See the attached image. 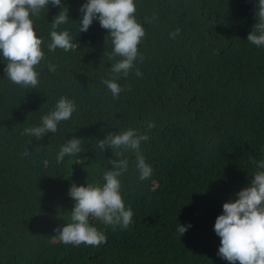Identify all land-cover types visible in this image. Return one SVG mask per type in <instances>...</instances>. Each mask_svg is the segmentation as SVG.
Segmentation results:
<instances>
[{
	"label": "trees",
	"instance_id": "obj_1",
	"mask_svg": "<svg viewBox=\"0 0 264 264\" xmlns=\"http://www.w3.org/2000/svg\"><path fill=\"white\" fill-rule=\"evenodd\" d=\"M86 2L61 0L70 20L56 30L69 31L80 44L75 51L47 48L51 23L65 9L30 15L45 53L36 88L10 81L0 55V264H230L217 255L214 224L223 204L250 185L258 171L252 161L264 160V47L247 41L259 0H134L143 60L115 80L124 89L118 99L102 81L113 79L111 66L122 57L112 58V38L98 20L79 33ZM61 97L77 110L55 134L21 135ZM147 121L155 123L150 131ZM130 128L150 137L141 144L153 168L145 181L134 153L97 147L109 132ZM73 137L83 139L82 151L57 164ZM109 159L129 161L119 179L131 226L90 218L105 244H63L55 230L71 223V184L102 186ZM178 224L192 227L181 236Z\"/></svg>",
	"mask_w": 264,
	"mask_h": 264
},
{
	"label": "clouds",
	"instance_id": "obj_2",
	"mask_svg": "<svg viewBox=\"0 0 264 264\" xmlns=\"http://www.w3.org/2000/svg\"><path fill=\"white\" fill-rule=\"evenodd\" d=\"M59 7L65 9L54 17L51 23V43L47 45L50 52L62 49L65 52L75 51L79 43H73L69 31L58 32L56 29L68 23V8L62 5L61 0H0V55L7 61L4 72L14 84L37 87L38 72L36 66L45 60V53L41 49L42 38H37L33 28L31 16L39 15L45 7ZM82 19L79 21V33L89 30L94 21L107 30L112 38V58L119 56L121 60L111 66L110 73L115 74L113 79H105L103 84L112 93L113 99H118L124 89L115 82L122 73L125 77L134 67V62L142 54L138 53V45L145 36V30L135 18L136 5L134 0H87L81 8ZM255 18L258 22L247 36V41L257 47H264V0L256 5ZM152 19H155L153 17ZM146 22L148 18H145ZM180 29L170 33L175 39ZM56 65L49 64L50 72L56 71ZM135 75L142 73L136 70ZM77 110L73 100L61 97L55 110L41 117V125L24 128L21 135H29L36 140H42L48 133L55 134L58 124L67 121ZM147 130L155 127L151 121L145 122ZM150 139L147 131L144 133L136 129H128L120 134L109 132L103 140H98L97 147L101 151L106 149L131 151L135 154L136 168L139 180L145 181L152 177L153 168L146 163L141 152L142 142ZM82 138L73 137L63 145L56 156V163L64 161L65 156L79 154L82 151ZM24 155H29L26 150ZM123 155V152L120 153ZM111 170L104 173L102 186L87 184L77 186L71 184L68 195L75 201L71 210V223L57 228V237L65 245L101 246L107 242V237L96 227L90 225L89 220H99L113 227L120 226L127 229L133 222L131 207H125L121 196V181L119 177L128 172L127 159H109ZM252 163L256 171L249 186L236 193L235 201L229 199L223 204V214L216 218L214 231L221 239V246L217 255L230 264H264V160ZM192 225L178 224L177 231L181 236Z\"/></svg>",
	"mask_w": 264,
	"mask_h": 264
}]
</instances>
